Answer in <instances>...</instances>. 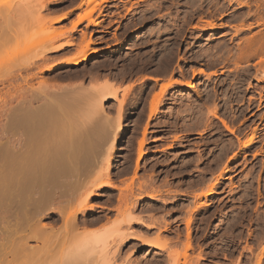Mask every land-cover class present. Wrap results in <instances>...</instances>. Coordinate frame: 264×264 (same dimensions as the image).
<instances>
[{
	"label": "rangeland",
	"instance_id": "obj_1",
	"mask_svg": "<svg viewBox=\"0 0 264 264\" xmlns=\"http://www.w3.org/2000/svg\"><path fill=\"white\" fill-rule=\"evenodd\" d=\"M3 2L5 7L9 5L7 0ZM261 3L263 0H91L90 2L88 0H47L44 9L23 19L26 22L30 19L35 20L36 27L33 25V28H29L30 30L22 31L20 27L22 19L14 15L4 16L7 7L5 8L0 0V79L9 73V67H12L14 63L16 65L20 60L42 51V44L46 43L45 40L48 38L45 22L52 17L66 15L63 20L53 22L56 28H66L71 27L78 16L92 10L91 18L99 23V25L90 24L85 18L75 30L62 36L58 41L59 43L65 41L70 34L78 41L83 36L90 37L88 40L92 39L91 48L96 49L98 53L79 65L61 66L44 73L38 71L37 75H40L38 78L36 76L33 82L37 83L39 78H46L52 81L51 84L55 82L53 84L57 85L59 82L57 86H60L62 90L63 87L71 88L74 85L79 88V85H82L83 88L89 89L90 86L105 83V79H109V82L114 84V88H119V98L113 97L103 105L106 109V113H103L109 114H107L109 124H112L109 127L110 131L114 129L111 127H115L113 124L117 125L120 118L124 126L117 132L118 150L112 158L113 180L118 187L114 189L105 187L100 191L99 196L94 197L93 203L111 207L110 209L97 208L98 212L95 215L108 213L110 223L112 220H119L115 217L121 216L120 220H122L121 214L125 211L126 204L120 203L119 197L129 193L128 184H131L133 197L130 194L129 200L132 201L138 196L140 198V195H143L141 193L146 196L131 213L134 216L143 217L145 221H150L151 218L158 223L157 227L149 233L142 223L132 225L130 231H138L137 233L147 234V237L154 239L157 234H160L161 244L166 243L168 248L163 251L153 249L149 252L151 247H143L140 241H136L134 248L136 250L132 248L134 250L132 259L151 261L156 256L154 252L158 251L161 254L157 257L163 258L166 264H184L185 256L181 254H184L183 250L186 247L184 244L188 242V227L185 222L187 217L191 219L190 232L193 246L187 250L188 253L185 249L189 258L188 264H251L256 260V253L264 247V238H261L264 232V140L257 139L253 141L254 143L243 146V141L245 138L248 139L247 134L250 133L252 126H255V121L259 122L260 114L264 113L263 109L256 114L259 116L252 114L258 109L260 95H264V72L256 70V66L258 67L256 64L260 62L264 54L251 55L248 63L243 62L239 57L241 55L239 47L244 46V39L254 34L258 36L264 34V27L256 24L257 20L261 22L264 20V5L260 6ZM209 22L215 23V26H210ZM251 23L256 25L248 30L247 27ZM203 25L208 26L205 28L202 27ZM238 26L239 28L244 26L243 29L247 31L237 32ZM217 49L218 53L220 52L219 55L222 54L220 61L211 55L214 52L216 54ZM73 51L75 52L76 49L74 48ZM225 52H228L227 55ZM229 53L232 55L231 61H221L225 58L223 56L227 57ZM49 55L52 57L55 54ZM67 55L70 56V54ZM52 62L55 61L51 60L50 64ZM247 69L250 72H246ZM34 70L37 72L39 69ZM246 73H248L247 77ZM242 79L246 81H243V91L240 92L239 85ZM170 80L173 85L166 88L164 105L160 106L158 115L148 118L150 117L149 107L153 100L162 93L160 91L163 85ZM36 83L35 89L38 86ZM3 84L0 82V121L6 118L5 109L10 101L8 99L12 97L11 91H14L13 85L9 88L8 82L7 86L6 82L5 85ZM58 89L56 90L62 92L59 87ZM51 91L50 93H54ZM71 94L77 95V100H82L79 103L83 102L81 105L77 103V100L75 105H78L79 110L83 107L80 111L83 114L87 111L85 115H88L90 108L87 106L90 107V105L84 103L86 101L84 97L87 95L83 97V100L78 96L79 93ZM123 97H126L124 102L126 109H123L124 112L120 117L117 107L119 100H123ZM4 99L6 100L3 101ZM249 102H253L254 106ZM249 104L253 112L249 110L251 108ZM210 109L216 111L221 118L213 116V111L211 112ZM117 114L120 118L113 121ZM242 114L248 118L244 119ZM94 118L97 117L94 116ZM221 119L228 122L227 124L231 127L246 129L240 130L239 134L232 133ZM249 124L251 125L246 126ZM144 126H148V129L145 127L148 131H145L146 135L142 133ZM6 134L0 130V143H5ZM142 135L147 137L143 147L144 159L135 175L137 150H139L140 141L144 138ZM241 141L242 143H238ZM105 143L102 146L97 144L98 147L100 145V149L97 145L92 149L93 154H98L96 155L98 160L95 158L99 161L97 168L105 166L106 163L103 161L106 158L103 157H107L108 154H104L108 153L109 145ZM104 145L107 147L105 148ZM107 149L108 151H105ZM211 187L214 188L211 194L198 196V193L200 195ZM154 193L157 197L153 195ZM152 196L155 199H152L154 198ZM122 204L125 205L122 206ZM75 205L77 207V203ZM118 207L123 212L118 211L117 215ZM57 216L58 214L56 218ZM79 216L83 218L85 215ZM51 219L47 218L45 222L49 224L52 221L49 225L54 224L53 227L57 228V231L59 229V233L63 229L61 235L65 236V242L60 243L62 246L54 247L46 264L59 261L71 246L80 242L86 230L84 227L76 228L77 230L69 229L61 220ZM117 220L111 225L108 220H106L108 223L103 222L106 226L110 225L109 228L104 229H108L109 240L114 235L111 227L114 224V227L116 226ZM95 226L98 227L99 224ZM259 241L261 244L258 246ZM128 244L124 246V251L129 250L131 244L129 246ZM251 246L255 253L249 250ZM166 251L168 254L170 252L169 256L172 253H180L181 256L176 261L178 255H174L176 259L171 258ZM199 254L201 257L196 258ZM57 258L59 260H56Z\"/></svg>",
	"mask_w": 264,
	"mask_h": 264
},
{
	"label": "bare ground",
	"instance_id": "obj_2",
	"mask_svg": "<svg viewBox=\"0 0 264 264\" xmlns=\"http://www.w3.org/2000/svg\"><path fill=\"white\" fill-rule=\"evenodd\" d=\"M88 1L90 2L91 0ZM2 3H3L2 5L4 6L5 2H3V0ZM7 4L9 5L6 6L7 10L5 11L6 13L4 12L5 13L4 16L14 15L20 17V19H22L20 27L22 31L23 30L25 31L33 28V25L34 27H36V23H34L35 20L30 19L29 22H26L23 21V19L29 17L31 14H33L36 11H40L41 9H44L46 7L47 0H13V1L7 0ZM263 5H264V0L260 6ZM260 6L258 7L260 8ZM91 11L92 10L88 11L87 13L81 15L80 17L78 16L77 17L78 19H76L72 23L71 27L69 26L66 28L64 27L56 28L55 26H53L54 21L55 22L61 21L66 17V15H62L56 18L52 17L51 19H49L48 22H45L47 24V25L45 24L46 25L45 28L47 31L46 33L48 34V38L45 40L46 43L43 42L42 44V48H43L42 51L41 52L39 51V53L36 55L20 60L16 65L13 62L14 63L13 66L15 68H13V66L9 67V73H7L3 78L0 79V82H2V84L4 83L3 85H5L6 82V86L9 84L10 85L9 88H11V86L13 85L14 88V91L12 90L13 88L11 89L13 92L8 89L9 91H11L12 94L11 99H8L5 96L6 99L10 100L9 101L10 106H9V102L7 104L8 107L5 105L7 109H5V114L4 113L3 114L5 115L6 118L4 121H0L1 132L7 133L5 143L4 142L0 143V264H46L47 259L51 257V254L53 253L54 247L60 245V243L63 244V242H65L64 241L65 236L63 234L62 235L64 237L61 235L63 229L59 233L58 232L59 229L57 231V228L55 229V227H53L54 224L49 225L52 221L49 222V224L48 222L47 223L45 222V219L47 218L48 219L54 218L56 220H61V222L65 224V227H68L69 229L77 230L76 228L79 227L81 228L84 227L86 229L85 232L83 233V237L80 239V242L76 243L74 246H71L69 250H67L65 255L61 256L62 258L60 260L58 258L56 259L59 261H54V263L52 264H164L165 263L163 258L157 257V255L161 254L158 251L154 252L156 256H154V259L151 261L132 259V254L134 250H136L134 249L137 244L136 241H140L143 247H151V249L148 250L149 252L153 251V249H158L163 251L167 248V245L166 243H163L164 245L161 244V241L159 239L160 234L159 235L157 234L156 239H154L151 237L149 238V236L147 237V234H145L146 235L145 236L144 234L137 233L138 231L137 232L130 231L132 225L134 224L138 225L142 223L143 225L142 224L141 225L144 226L147 232L149 233L150 230L152 229L154 230L157 227V223H158L155 222L156 220L152 221L151 218H150L151 222L145 221L143 217L134 216L133 213H131L134 210L133 208H135L138 204H140V201L144 199V197H146L143 196L144 193H141L143 195L142 196L140 195V198L139 196L138 197L134 196L136 197V199H133L132 201L129 200L128 196L130 197L133 194V188L131 187V184H128L129 193L126 194L124 193V195L120 194L121 196L119 197L120 203L124 202L126 204L125 211L123 212L121 211L122 209L120 210L121 207L120 203H119L120 205L116 204L120 206L116 210L117 211L116 214L118 215V211L123 212V214H121L123 218L122 220H120L121 216L115 217V218H119V220L115 219V221L117 220L115 226L116 228L114 227L115 225L114 223H113L114 225L111 227V230L114 232L113 233L114 235H112L110 240L108 239V229L107 230L104 229L106 227L109 228L108 226H110L111 223L115 221L112 220L110 223L108 213L104 215L102 214L95 215V213L98 212L97 208L110 209L111 207L107 208L99 203L98 204L93 203L92 200L94 199V197L99 196L101 194L100 191L102 189H105V187H111L112 189H114V187L115 188L118 187L113 180L114 176L112 170L114 164L112 158L113 155L116 154L118 150L119 139L117 132L119 130H122L124 127L121 123L120 117L122 116V112H124L123 109H126V107L124 108V102L126 100V97H123V100L121 101L119 100L120 103H118L119 106L117 107L118 108L117 111H119L120 115L117 114V117L114 118L113 121H116L117 118L120 119L117 125L113 124V126L115 127H111L115 129V130L114 129L111 130L114 132L112 134V132L109 129L110 125H112L109 124V116H108L109 114L108 113H107L108 115L105 114L106 109L105 107H103V105L106 101H108L113 97L116 99L119 98L118 97L119 88H114V84L112 82H109L110 81L109 79L108 80L105 79L104 81L105 83L93 85L94 87L90 86L89 88L90 90L86 87L83 88L82 85H79L80 88L78 86L74 87L76 86L74 85L73 87H71L72 88L71 89L67 84L68 87H63L64 90L63 91L60 86H57L59 82L58 83L56 82L57 85L53 84L55 82L51 84L52 81L50 82V80L46 78H42V79L39 78L37 83L36 81L33 82L34 78L36 76L38 78V76L40 75V74L37 75L38 71L44 73V72L53 71L54 69L61 66L79 65L81 63L88 61L93 54L98 53L96 49L94 50L93 48H91L92 39L88 40L90 37L87 38L86 36L83 37L81 36L82 38L78 41V39L76 40V38L72 34H70L67 38H65L66 39L65 41L61 43L58 42L62 36H65L70 31L72 32L73 30H75L78 27L79 23L83 21V19L85 18L89 20L88 22L90 24L99 25L98 22H96L91 18L92 16ZM2 17H3V13H2ZM256 24L258 26L262 25L264 27V20H262V22L257 20ZM256 24L254 23L253 24L251 23L250 25L248 24L249 25V26L247 25L248 30L254 27L253 25ZM211 25L215 26V23L214 24L211 23L210 26ZM202 27L205 26L203 25ZM242 27L244 28V26ZM243 28H239L238 26L236 27L237 30L236 29L235 30L237 32L239 30L241 31L243 30L242 33H244L245 31H247V29H243ZM260 35L258 36L254 34L252 36H249L246 39H244L246 45L243 42L244 44L243 47L238 46L240 52H242V53L239 52V54H241L239 55L240 60H243V62L246 61L248 63V61L253 56V54L256 53L264 54V34H260ZM74 48L76 49L75 52L73 51ZM229 49L232 50L231 47H229ZM226 50H228V48ZM206 51L208 52L209 50L207 49ZM59 53L61 54L59 55ZM227 53L225 52L226 55ZM231 53H229L227 57L223 56L225 58L222 59L221 61L227 60V62H230L233 55V53L232 55H230ZM49 54H55V55H52L51 57ZM67 54H70V56ZM209 54L211 53L209 52ZM219 54L220 52L218 53V49H217V53L215 54L214 52L211 55L215 56V58L217 57V59L220 61V59L222 58V54L221 55ZM64 55L67 56L64 57ZM51 60L55 62L54 63L52 62L50 64ZM259 61L260 62L256 64L258 65L259 68L256 66V70L257 72L258 71L264 72V68H263L264 57L262 56V58ZM34 69L36 70L39 69V70H37L36 72ZM33 70L35 72H33ZM247 71H249V69H247L246 72ZM247 75L248 73H246L245 76L247 77ZM244 80L246 81V79ZM244 80L242 79L240 81L241 82L239 85L240 92L243 91L242 86L243 83L245 82ZM35 83L36 85H38L36 89H35ZM172 85L173 82H171L170 80L169 83L163 85L162 87L163 91L162 90L160 91L162 93L157 98L155 96L156 98L155 100L152 99L153 100L152 104L150 100L149 102L151 104V106L149 105L150 113H148L150 117L148 118L151 119L153 116H156L158 110H160V106L164 105V101H165L164 93L168 89L167 87ZM58 87L61 89L62 92L58 91L59 90ZM51 89L53 91H51ZM54 89L55 90L58 89V90L54 91ZM87 89L90 91L89 93ZM47 90L49 91L48 93ZM79 90L80 92H78ZM50 91L54 93H50ZM127 91L125 93L126 95H127ZM76 92L81 94V95L78 94V96L82 99L84 96L87 95L86 97H84L86 100L84 101V103L86 102V104L90 105V107L87 106V108H90L88 109V111H90L89 113L91 115L93 114V116H91L89 113L88 115L90 116L85 115L87 112L86 110H85L86 112H84L85 114H83L81 112L83 107L82 106H81L82 108L80 107L81 108L80 111L78 109L79 108L78 105H75V102L77 100L76 99L77 95L75 96V94H71V93H76ZM97 97L100 98L95 101L94 98L96 99ZM92 98L93 101H91ZM6 99H4L3 101H5ZM241 99L243 100V98ZM259 99L260 102H258V109L257 110L255 109L256 111L254 112L253 110H251L252 109L251 104L253 102L252 103L249 102L251 103L249 104V108L251 107L249 110L253 112L252 113L253 115L258 114L259 110L264 109V95L261 94ZM80 101L82 100L80 99L77 100V103L79 104ZM4 103L6 104V102ZM74 106H76L77 108ZM252 106L254 105L252 104ZM75 108L76 110L73 111ZM213 109L212 110L210 109L211 112L213 111ZM216 113H217L216 111L215 112L213 111V116L220 119L221 117H219ZM118 115L120 117H118ZM94 116H96L97 118H94ZM247 118L245 117L244 119ZM259 119H260L259 122L255 121V124L253 123L255 126H252L250 133L247 134L246 133L247 130L245 131V133L248 135V139L247 138L244 139L243 146H248L251 142L256 141L257 139L260 140L262 138L264 140V132H263L264 113L260 114ZM221 120L222 123L225 125V127L230 129L232 133L239 134L243 130V129L241 130L239 127L237 128L231 127L229 126L230 124L228 125L227 124L228 122H226L224 119ZM148 122L149 121H147V123ZM250 125L251 124L246 126H250ZM145 127L146 129H148V126H144V128L142 127L144 129V132H142L144 133V135H146L145 131H147ZM245 129L246 128H244V130ZM110 134L113 136V138L112 136L110 137ZM241 134L240 136H242ZM145 137L143 139L141 137L142 140L139 143V150H137L138 155L136 157V163H135L136 165L134 168L135 175H137V172L141 167V161L142 159H144L143 147L147 140V137L146 139ZM239 137L237 138L239 139ZM109 138H111V140ZM139 140L137 141V143L139 142ZM98 143L101 146L103 145V143H105L107 146L109 145L108 147L104 145L105 148L107 147L109 149V151L108 149L105 150L108 151V153L105 152L106 154H104V155L108 154L107 157L106 156L103 157L106 158L105 159L106 161L103 159L104 163L105 162L106 163L105 166L103 165L104 167L102 166L100 168H97L99 161H96L97 159L96 155L98 154L95 155L92 152L93 147ZM238 143H242V141ZM239 147L242 146L239 145ZM99 160L101 161L102 159ZM124 171H126V169H124ZM122 191L125 192L124 190ZM213 191L214 188L211 187L207 189V191L205 190L204 192L200 193V195L198 193V196L201 195L207 196L211 194ZM155 194L156 193H154L153 195L156 196ZM152 199H155V197ZM76 203H77V207L75 205ZM125 204H122V206H124ZM73 207L74 208L76 207L75 210H73L74 209ZM90 212L92 214H90ZM56 214H58L57 218H56ZM80 214H84L85 216L81 218L79 216ZM87 215L89 216L87 217ZM188 218L189 217H187V220L185 221L187 222V227H188L187 228L188 242L184 244V247L186 246L185 247L186 252L188 249L193 247L191 243V232H190L191 219ZM106 220L109 221L110 225L106 226V223L105 224L103 223V222L108 223V221ZM95 225H97L98 227H96ZM93 226H95V228ZM166 226L164 227L166 228ZM61 227L63 228V226ZM262 233H261L262 234L261 238L263 239L264 232ZM128 243H130L131 245ZM127 244L128 246L130 245L128 248L130 251L129 250L124 251V246H126ZM259 244H261L260 241L258 243V246ZM252 247L253 246H251L249 250L252 253H255ZM185 249L183 250L184 254L181 255L185 256L184 261L185 260L186 261L184 264H188L189 263L188 260L189 258L187 254L188 252L186 253ZM167 252L168 251H166V253ZM169 254L168 257L171 258H175V256L178 255L176 256L177 257L176 261H178L179 257L181 256L179 255L180 253L179 254L172 253V255L170 256ZM255 256H256L255 257L256 260H254L255 262L253 263L250 262L251 264H264V247L261 249L259 253H256ZM199 257H201L200 254L196 258Z\"/></svg>",
	"mask_w": 264,
	"mask_h": 264
}]
</instances>
